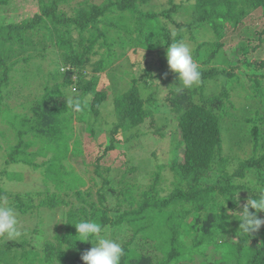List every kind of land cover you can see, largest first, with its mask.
I'll return each instance as SVG.
<instances>
[{
  "label": "trees",
  "instance_id": "obj_1",
  "mask_svg": "<svg viewBox=\"0 0 264 264\" xmlns=\"http://www.w3.org/2000/svg\"><path fill=\"white\" fill-rule=\"evenodd\" d=\"M37 1L39 11L31 17L0 23V123L6 125V128H0V136L6 140L11 136L15 140L6 152V163L39 168L43 181L53 183L67 196L66 199L56 191L49 193L47 187L37 205L54 208L65 203L68 208L61 225L63 231L55 235L57 244L47 242L41 251L29 248L17 255L9 251L13 241H2L0 264H13L17 258L21 264H57L54 260L60 264H85L81 254L93 245L77 240V230L72 224L85 219L100 223L103 231L122 223L129 226L131 234L126 242L121 243L124 249L121 264H188L198 254L202 257L198 264H264V226L248 235L239 230L240 214L229 211L243 199L242 193L245 192L242 189L248 191V196L255 197L258 187L255 191L245 184L231 181V174L224 170L227 157L221 154L225 128L231 145H251L250 156L234 173L243 176L245 170H254L259 183H264V100L249 101L244 107L228 102L231 90L237 92L241 86L249 95L253 88L264 94V73L252 71L243 75V71L233 72V68H239L238 64L231 65V68L210 65L215 58L217 60L224 28L237 26L251 11L264 7V0H184L192 1V28L187 25L190 37L195 39L196 36L192 29H206L211 30L214 39L201 41L193 51L194 60L202 65L199 66L201 83L190 89L170 88L165 93L166 104L177 122L179 141L183 145L180 160L173 158L167 164L174 187L167 195H158L156 183L166 165L156 164L151 173L154 182L147 189L136 192L138 198L134 194L135 184L123 181L111 207L106 203L103 187L108 184V179L102 178L96 199H92L90 188L80 187L86 183L81 172L70 167L68 160L80 152L76 131L80 128L92 131L93 125L103 122L98 115L107 90L97 88L98 71L125 56L129 49L156 52L160 56L159 64L166 58L167 46L179 42L180 37L170 35L161 15L170 18L171 11L179 9L183 2L177 5L169 0L170 7L157 12L141 8L148 0H102L100 3L79 0L74 5L72 0ZM8 2L0 0V6ZM61 3L69 5L73 14L67 15L59 6ZM43 27L46 31L34 41L33 36ZM49 43L57 49L51 70L44 73L36 67L35 72H29L28 67L15 66L20 61L44 56L43 51ZM238 47L241 52L253 48L248 44ZM95 53L98 60L88 71L86 65ZM245 57L240 64H252L254 69L264 67V59L258 62V66L249 61L248 55ZM59 67L64 68L60 70ZM16 72H19V78H16ZM37 75L44 78L40 94L29 100L28 106L22 104L23 110L14 111L7 100L17 88L13 82L21 81L17 90L20 92L31 87ZM146 76H159L162 82H168L170 77L177 80L176 73L167 75L159 69L154 73L152 69L144 68L141 80ZM12 77V84H9ZM140 78L132 75L128 87L114 94L115 121L109 129L112 138L117 132L132 131L150 115L137 85ZM211 81L218 83L217 93L204 90ZM34 84L39 86L36 82ZM257 103L262 107L259 111L253 109ZM236 108L242 110L247 125L240 126L239 120H232V116H239L234 111ZM7 128L11 130L10 135L5 134ZM99 146L103 152L94 156L93 171L102 176L101 159L114 144L110 141ZM48 153L50 155L45 160L35 161L37 156ZM81 163L85 165L83 159ZM214 169L218 176L211 180ZM3 174L20 178L16 172L1 169L0 177ZM3 195L4 190L0 187V198ZM26 195V199L18 193L13 197L12 204L21 212L34 205L30 194ZM124 201L126 205L122 209ZM257 215L264 217V212ZM137 234L144 244H132ZM18 245L21 243L15 246Z\"/></svg>",
  "mask_w": 264,
  "mask_h": 264
},
{
  "label": "rangeland",
  "instance_id": "obj_2",
  "mask_svg": "<svg viewBox=\"0 0 264 264\" xmlns=\"http://www.w3.org/2000/svg\"><path fill=\"white\" fill-rule=\"evenodd\" d=\"M76 1L79 0H72L71 4L74 5ZM89 1L100 3L102 0ZM169 2V0H148V2L141 5V8L144 10L149 9L161 12L170 7ZM172 2L177 5L183 3L179 9L171 11L170 18L161 15L170 35H179L180 41L190 45L192 53L201 41L214 39L211 30L208 31L206 29H192L196 36L195 39L191 38L187 25H191L192 21V1L172 0ZM59 6L67 15L70 16L73 14L69 5L61 3ZM37 11H39L37 0H9L7 4L0 6V23L16 22L23 18L31 17ZM176 23H178L179 26H177ZM45 31L46 29L44 27L41 28L32 39L34 41L39 40L42 37V33ZM262 31H264V7H261V9L256 8L251 11L249 15L241 19L237 26L231 29L227 26L224 28L223 35L219 39L222 45L217 60L215 61V58L213 63L210 62V65L214 64L223 68H231V65L235 66L238 64L239 68H233V72L243 71V75L250 74L252 71L256 72V74L264 73V67H255L254 69L252 64H240L244 58H247L245 55H248L250 58L249 61L256 65H258L260 60L264 59V34H262ZM73 36H76V32H73ZM258 38L261 39L259 40ZM241 44H248L249 48H253L250 51L241 52L238 47ZM36 46L39 47L40 44ZM236 48L239 52H236ZM56 51V47L49 43L43 51L44 56L38 55L25 62L22 61L23 63L20 61L15 66L22 65L28 67L27 69L29 72H35V68L37 67L41 68L45 73V71H49L54 67ZM158 56L156 52H145L139 48L136 52H133L129 49L125 56L115 59L114 62L106 66L105 69L98 71L99 80L97 88H104L107 90H105V103L102 104L98 115L100 121L102 120L103 122L93 125L92 131L81 128L76 131L80 152L75 155L74 158L68 160L71 165L70 167L76 169V172H81L86 183L80 187L81 189L90 188L92 199H96V190L101 187L102 178L108 179V184L103 187L106 194V203L110 207L115 204L117 190L122 188L123 181L135 184L134 194L147 189L149 185L154 182L151 173L156 169V164L166 165L165 168L163 167L161 169L160 179L156 183L158 195L165 196L174 187L172 183L173 176L167 164L172 161L173 158L180 160L183 145H181L179 141L177 122L173 113L169 110L168 104H166L165 93L170 88L179 89L183 86L178 83V80H174L172 77H170L168 82H162L159 76H146L141 80L140 77L143 74L144 68H150L154 73L159 69V71L171 75L167 59L163 57L164 60H162V62L159 61L161 62L159 64L157 60L160 59V56ZM96 60H98V54L95 53L91 55L86 65L88 71H91L92 67L95 66L94 62ZM195 62L198 66H202L200 62L196 60ZM59 68L62 70L64 67ZM18 73L19 72L15 73L16 78H19ZM132 75L140 78L137 85L144 99V105L150 111V115H148L141 124L133 128L132 131L117 132L114 138H112L109 133V129L115 121L112 100L114 94L128 87ZM12 81L13 77L10 79L9 84H12ZM43 81L44 78L42 79L41 75H37V79L31 84V87H25L24 90L20 92H17V90L19 89L21 81H14L13 85H16L17 88L13 90L7 98L10 107L13 108L14 111L23 110L22 104L28 106L29 100L34 99V97L40 94V85H43ZM215 81L207 83L204 90L210 93H217L219 88L218 83ZM35 82L38 83L39 86L35 85ZM50 83H52V80ZM251 92L252 94L249 95L248 90L243 86H241V90L239 89L237 92L233 89L230 92L231 97L228 102H231L234 106L236 105V107L239 105L240 107H244L249 101L255 99H259L260 101L264 100L262 90L253 88ZM260 107L261 104L257 103L253 106V109L259 111L262 109V107ZM234 111L239 116H236V118L232 116V120L236 119L235 122L239 120L240 126H245L243 124L247 125L248 122L244 114H242V110L240 109V111H237L236 108ZM228 120H231V117H229ZM2 127L6 128V125L0 123V128ZM5 134H11L10 128H7ZM8 138L9 140H6V138L0 136V170L5 169L16 172L20 175V178L7 177L5 174L0 177V187L4 190V195L0 199H7L8 202L15 207V205L12 204L14 194L18 193L23 199H26V194L28 193L34 205L25 212H21L15 207L23 234L17 239L0 237V242H14L13 245H10L11 249H9V251L11 254L16 253L18 255L21 250H28L29 248L41 251L47 242L57 244L55 235L63 231L61 225L63 224L64 212L68 208V205L62 203L54 208H50L48 206L37 205L39 199L45 195L43 192L47 187L49 193L56 191L60 193L63 198L67 199V196L64 195V190L56 189L53 183H45L39 168H32L22 163H6V152L9 146L15 143V140L12 139L11 136ZM222 140L221 154L227 157L224 170L231 174V181L236 184H245L255 191L256 187H258L257 192L259 188L263 189L264 183H259L254 170H245L243 176L234 173L240 163L250 156L251 145H231L225 128L223 130ZM110 141L114 144V147L105 153L103 159H101L100 169L102 170V176H100L93 171L95 166L93 158L97 153L100 154L103 152V148L99 146V144L105 145ZM48 155H50V153L46 156H37L35 161L40 162L45 160ZM82 159L85 161V165L81 163ZM104 167H107V169H103ZM217 176L216 169H214L210 178L213 180ZM90 177H92V179H90ZM241 191L245 192V194ZM241 191L242 196H244L243 199H240L237 202V206L230 209V211L235 213L242 212V206L249 196L247 190L242 189ZM138 197L139 195L136 194V198ZM68 199L72 200L71 197ZM125 205L126 202H122V209ZM189 217L190 215L188 218ZM128 228L129 226L126 223H122L120 226L106 228L103 234L117 242L124 243L131 234V230ZM140 242H142V240L139 238V234L135 235L132 244H141ZM16 243H21V245L15 246ZM142 244H144V242H142ZM148 249L150 248L148 247ZM151 252H153V250H151ZM156 253L159 256L161 255L159 251H156ZM200 259H202V257L198 254V256L194 258V261L188 264H198ZM67 260L66 258L65 262H67ZM12 262L13 264H21L22 261L17 258ZM54 263L60 264L61 262L54 260Z\"/></svg>",
  "mask_w": 264,
  "mask_h": 264
},
{
  "label": "clouds",
  "instance_id": "obj_3",
  "mask_svg": "<svg viewBox=\"0 0 264 264\" xmlns=\"http://www.w3.org/2000/svg\"><path fill=\"white\" fill-rule=\"evenodd\" d=\"M166 59L170 71L177 74L178 83L184 88L190 89L201 83V71L193 59L189 44L183 41L169 44L166 48ZM242 208L238 217L241 221L239 230L248 235L259 231L264 226V217L257 215L264 212V189L259 190L255 197L249 196ZM72 224L77 230V240L93 245L81 254L85 264H121L124 255L121 243L104 235L100 223L85 219ZM22 234L15 207L7 199H0V237L17 239Z\"/></svg>",
  "mask_w": 264,
  "mask_h": 264
}]
</instances>
